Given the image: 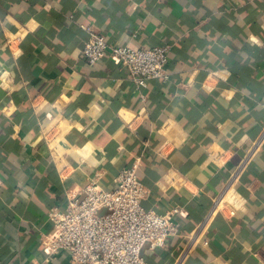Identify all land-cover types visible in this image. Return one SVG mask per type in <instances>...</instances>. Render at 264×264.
<instances>
[{"label":"crops","instance_id":"0c3cea01","mask_svg":"<svg viewBox=\"0 0 264 264\" xmlns=\"http://www.w3.org/2000/svg\"><path fill=\"white\" fill-rule=\"evenodd\" d=\"M93 29L170 45L169 78L90 65ZM133 166L146 208H180L150 264H264V0H0V264H71L48 211ZM222 192L237 214L191 242Z\"/></svg>","mask_w":264,"mask_h":264},{"label":"built area","instance_id":"2783aa9c","mask_svg":"<svg viewBox=\"0 0 264 264\" xmlns=\"http://www.w3.org/2000/svg\"><path fill=\"white\" fill-rule=\"evenodd\" d=\"M170 49L168 44L143 48L113 45L103 32L93 29L83 56L95 65L109 55L127 68L138 87H146L150 80L169 78ZM83 192V197L69 196L65 208L54 206L48 211L52 229L41 240L48 256L64 251L71 264H150L143 248L147 244L151 249L163 247L178 233L176 215L180 208L163 213L146 208L143 200L148 189L139 179L136 166L123 169L113 189L101 187L96 177L87 182ZM217 214H237L235 208L228 206L224 192L213 198L207 216L190 237L191 242L203 235Z\"/></svg>","mask_w":264,"mask_h":264}]
</instances>
